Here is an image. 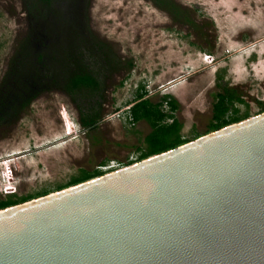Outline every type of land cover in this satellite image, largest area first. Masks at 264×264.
Segmentation results:
<instances>
[{
	"label": "rangeland",
	"instance_id": "1",
	"mask_svg": "<svg viewBox=\"0 0 264 264\" xmlns=\"http://www.w3.org/2000/svg\"><path fill=\"white\" fill-rule=\"evenodd\" d=\"M176 1L200 27L174 21L150 0H91L92 28L133 58L134 67L113 81L106 114L94 131L82 128L75 106L58 90L42 93L17 121L0 126V199L56 189L82 168L106 173L138 161L151 126L145 120L131 124L119 114H126L143 85L152 101L164 94L177 99L174 116L188 139L210 130L224 88L243 98L236 103L240 114L261 112L264 0ZM26 30L21 0H0V81Z\"/></svg>",
	"mask_w": 264,
	"mask_h": 264
},
{
	"label": "water",
	"instance_id": "2",
	"mask_svg": "<svg viewBox=\"0 0 264 264\" xmlns=\"http://www.w3.org/2000/svg\"><path fill=\"white\" fill-rule=\"evenodd\" d=\"M0 264H264V111L0 208Z\"/></svg>",
	"mask_w": 264,
	"mask_h": 264
},
{
	"label": "trees",
	"instance_id": "3",
	"mask_svg": "<svg viewBox=\"0 0 264 264\" xmlns=\"http://www.w3.org/2000/svg\"><path fill=\"white\" fill-rule=\"evenodd\" d=\"M180 24L200 27L190 10L176 0H150ZM27 30L14 48L7 70L0 81V126L17 121L34 99L44 92H64L75 106L78 121L89 131L98 129L106 114L110 87L119 75L127 76L134 67L133 58L121 55L112 42L98 35L91 26V0H21ZM124 79L119 82L123 85ZM141 86L130 107L135 123L147 121L151 130L139 146L138 160L174 148L189 140L181 133L182 122L174 116L178 101L170 94L152 101ZM244 100L232 88L217 94L210 130L237 122L250 115L239 113L236 103ZM168 105V111L164 109ZM264 102H261V112ZM171 121H168V120ZM204 133V134H206ZM134 161H129L128 164ZM106 160L100 165H105ZM100 168L73 176L53 190L0 199V208L74 185L103 174Z\"/></svg>",
	"mask_w": 264,
	"mask_h": 264
},
{
	"label": "built area",
	"instance_id": "4",
	"mask_svg": "<svg viewBox=\"0 0 264 264\" xmlns=\"http://www.w3.org/2000/svg\"><path fill=\"white\" fill-rule=\"evenodd\" d=\"M130 107H131V105L130 106H127V110H126V114L124 115V114H119V116L120 117H123L125 120H128V122H130L131 124H135V121L133 120V118H132V115H131V112H130ZM109 118H111V117H113L114 116V114H110V115H107ZM104 119V118H103Z\"/></svg>",
	"mask_w": 264,
	"mask_h": 264
}]
</instances>
